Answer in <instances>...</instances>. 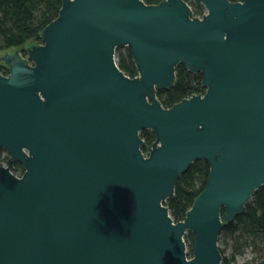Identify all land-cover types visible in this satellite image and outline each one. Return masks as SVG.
I'll return each mask as SVG.
<instances>
[{
    "label": "water",
    "instance_id": "1",
    "mask_svg": "<svg viewBox=\"0 0 264 264\" xmlns=\"http://www.w3.org/2000/svg\"><path fill=\"white\" fill-rule=\"evenodd\" d=\"M195 1L200 17L184 0H61L29 63L0 54V146L24 169L0 165V264H221L222 223L264 184V0ZM179 64L204 92L163 107ZM195 160L205 187L174 222L164 202Z\"/></svg>",
    "mask_w": 264,
    "mask_h": 264
},
{
    "label": "trees",
    "instance_id": "2",
    "mask_svg": "<svg viewBox=\"0 0 264 264\" xmlns=\"http://www.w3.org/2000/svg\"><path fill=\"white\" fill-rule=\"evenodd\" d=\"M147 4H156L161 0H143ZM192 10L193 16H201L204 7L195 0H184ZM239 1V0H232ZM61 6V0H0V52L13 48L41 42L39 33L53 20ZM25 52V50H24ZM118 67L129 77L137 75L131 51L128 47H118L115 51ZM201 73H190L182 64L176 67L174 85L156 92L163 107H170L182 98L192 94L203 93ZM140 137L150 144L154 139L151 130H141ZM143 151L145 146L142 147ZM209 166L204 160H195L176 181L174 196L168 198L164 205L174 222L184 219L187 210L205 187ZM220 234L231 241V252L225 246H218L221 264H234L236 255L250 248L254 253L251 264L264 257V184L254 191L243 210L233 220L223 222ZM189 257L192 256L193 235L187 233Z\"/></svg>",
    "mask_w": 264,
    "mask_h": 264
},
{
    "label": "flooded vegetation",
    "instance_id": "3",
    "mask_svg": "<svg viewBox=\"0 0 264 264\" xmlns=\"http://www.w3.org/2000/svg\"><path fill=\"white\" fill-rule=\"evenodd\" d=\"M26 47H27V45L22 46V47L20 46L19 49L13 48L11 51H19L21 53L23 59L29 63L30 61L27 60V57H24V55H23ZM0 54H2V53H0ZM0 72L5 76L8 75V73H9L8 67L2 62L0 64ZM0 165L4 166V167H8L10 172L12 174H14L15 176H21L24 172L22 164L18 161H13L10 158V155L8 154L7 150L5 148H3L2 146H0Z\"/></svg>",
    "mask_w": 264,
    "mask_h": 264
},
{
    "label": "rangeland",
    "instance_id": "4",
    "mask_svg": "<svg viewBox=\"0 0 264 264\" xmlns=\"http://www.w3.org/2000/svg\"><path fill=\"white\" fill-rule=\"evenodd\" d=\"M204 12H205V9H204ZM23 46H25V45H23ZM19 47H16V48L19 49ZM23 55L26 57V53L25 52L23 53ZM226 240H227V251H226V253L229 254L231 252V247H230L231 241H229V239L224 238L223 235L219 234L218 246H223V245L225 246L224 242ZM186 245H187V255H188L189 254V252H188V244L186 243ZM253 256H254V253L252 252V250L249 247L245 248L243 250L242 254L235 256L234 264H251Z\"/></svg>",
    "mask_w": 264,
    "mask_h": 264
}]
</instances>
